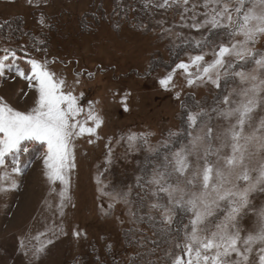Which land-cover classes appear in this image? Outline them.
I'll use <instances>...</instances> for the list:
<instances>
[{
	"label": "rangeland",
	"instance_id": "374dc122",
	"mask_svg": "<svg viewBox=\"0 0 264 264\" xmlns=\"http://www.w3.org/2000/svg\"><path fill=\"white\" fill-rule=\"evenodd\" d=\"M200 2L190 0L185 7ZM163 3L0 0V57L10 49L28 60L47 61L48 69L65 80L64 92L76 96L83 108L78 119L94 110L102 120L96 135L73 141L75 167L68 172L65 199L60 196L64 185L50 183L45 174L46 146L26 174H13L17 187L0 180V186L10 189L0 193V264H163L169 245L146 220H139L147 209H140L134 198V185L152 154L141 140L128 137L143 134L156 146L170 131L181 132L186 95L195 99L188 107L210 111L222 91L199 81L189 86L187 74L176 69L200 52L194 44L201 32L208 33L189 26L193 15L203 19L205 9L184 12L172 0L170 7L156 6ZM257 47L264 49V40ZM203 51L206 59L212 58L211 46ZM153 61L156 68L149 71ZM169 73L173 79L166 89L160 80ZM37 95L14 71L0 77V98L16 110L29 111ZM213 123L219 127L222 121ZM5 175L0 170V177ZM129 190V203L109 195ZM151 200L148 196L145 203ZM37 248L44 249L39 258Z\"/></svg>",
	"mask_w": 264,
	"mask_h": 264
},
{
	"label": "snow or ice",
	"instance_id": "6c2138e0",
	"mask_svg": "<svg viewBox=\"0 0 264 264\" xmlns=\"http://www.w3.org/2000/svg\"><path fill=\"white\" fill-rule=\"evenodd\" d=\"M189 2L172 0L184 12L205 9L203 19L193 15L189 27L208 34L201 32L194 44L200 52L176 69L187 74L189 86L199 81L222 91L210 111L182 105L186 121L181 132L170 131L156 146L143 134L128 137L130 142L141 140L152 154L146 158L150 167L137 178V186L146 189L139 208L147 209L139 220H146L169 245L163 264H264V49L257 47L264 40V0H201L191 9L185 7ZM156 6L171 4L164 0ZM214 35L225 38L217 42ZM209 46L212 58L206 59L203 50ZM3 51L0 77L14 71L38 95L29 111L16 110L0 98V170L6 173L0 180L17 187L12 176L23 173L22 157L37 144L46 146L45 174L50 183L64 185L63 200L68 172L75 167L73 141L96 135L102 120L94 110L78 119L83 108L76 96L64 92L65 80L48 69L47 61L28 60V75L16 64L15 50ZM172 79L169 73L160 84L167 89ZM214 121L222 123L218 127ZM9 190L0 186V193ZM130 194L109 195L129 203ZM148 196L152 200L145 203ZM43 251L35 249L36 258Z\"/></svg>",
	"mask_w": 264,
	"mask_h": 264
},
{
	"label": "trees",
	"instance_id": "16d2710c",
	"mask_svg": "<svg viewBox=\"0 0 264 264\" xmlns=\"http://www.w3.org/2000/svg\"><path fill=\"white\" fill-rule=\"evenodd\" d=\"M18 23V26L21 28V20L18 19L16 20ZM181 53V51H179V54ZM19 57V59L16 61V64L23 69L26 74L30 75V65L27 63L28 59H26L25 57H23V55L21 53H19V55L17 56ZM157 61H153V64L151 69H149V71H153L156 68V65H154ZM195 103V99L193 98V96L191 94L186 95L185 99L182 102V105H186L187 106H191L190 104ZM185 112H186V108L181 106V113H183L184 117L185 116ZM45 146L39 145L37 144L34 148H32L30 150V152L28 154H26L25 156L22 157V162L24 165V171L23 174H26L27 171L30 169L32 163L36 160V158L43 152ZM148 167H150L148 165ZM134 190L136 191V195H135V200L136 202H139V200L141 199V195L142 193L145 191V188H141L137 186V183L134 185ZM143 191V192H142ZM139 206V204H138Z\"/></svg>",
	"mask_w": 264,
	"mask_h": 264
}]
</instances>
